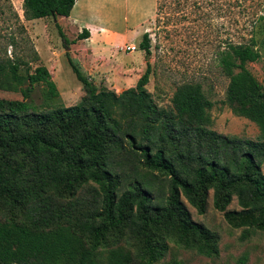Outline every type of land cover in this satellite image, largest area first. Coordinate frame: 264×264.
I'll use <instances>...</instances> for the list:
<instances>
[{
  "label": "trees",
  "instance_id": "1",
  "mask_svg": "<svg viewBox=\"0 0 264 264\" xmlns=\"http://www.w3.org/2000/svg\"><path fill=\"white\" fill-rule=\"evenodd\" d=\"M75 1L23 0L22 15L55 21ZM165 1L157 0L158 13L181 5ZM5 7L0 3L1 15ZM7 10L0 39L14 50L0 56V73L7 70L20 98H0V264H158L170 245L216 259L219 235L194 222L185 205L204 215L210 195L241 239L264 233V86L246 69L261 58L253 35L217 52L228 79L224 103L259 129L249 140L212 129L213 102L199 83L178 85L171 106L159 107L145 88L149 64L134 87L116 93L66 53L84 96L70 107L32 106L36 85L50 103L60 94L46 66L32 68L35 49L15 53L11 17L21 36L26 29L9 2ZM55 25L66 49L88 37L84 31L69 41ZM150 48L144 33L139 49L150 55ZM234 200L239 210L228 209ZM164 264L185 263L173 257ZM237 264H247V255Z\"/></svg>",
  "mask_w": 264,
  "mask_h": 264
},
{
  "label": "rangeland",
  "instance_id": "2",
  "mask_svg": "<svg viewBox=\"0 0 264 264\" xmlns=\"http://www.w3.org/2000/svg\"><path fill=\"white\" fill-rule=\"evenodd\" d=\"M22 1L8 0L26 29V34H22L23 37L25 36V40H23L11 17L9 22L17 38L15 53L21 56L29 48L35 49L37 53L39 50V62L33 63L32 68L38 64L50 65L53 62H58L57 69L53 73L55 77V81H53L59 86L60 94L59 99L50 103L42 85H36L28 102L39 109L45 108L47 104L55 103L65 107L76 105L84 96V92L80 82L67 64L65 55L58 58L63 54L66 46L58 34L57 27L53 23L54 20L45 18L25 21L22 15ZM148 1L141 0V3ZM169 1L165 2L170 4ZM179 1L181 5L174 12L170 7L166 13H158L156 4L153 17L145 22V33H149L151 39L150 55L144 52L142 54L137 44L140 40V36H138L135 42L137 50L128 56L126 53H122L123 55L119 53L118 58H122L130 65L133 63L135 70L142 60L145 62L142 71L137 73L138 79L145 71L146 65L149 64L151 73L149 83L145 88L159 107L169 108L171 106V98L178 85L185 82L199 83L213 102V107L210 110L213 120L212 129L225 136L256 140L259 136L258 127L250 120L235 114L224 103L228 79L217 68V52L229 41L243 43L253 35L261 58L257 62L248 63L246 69L264 86V20L257 22L258 17L264 16V0ZM8 2H0L6 4L5 14H0V36L6 34L2 30L6 27L5 19L10 18L7 10ZM253 26L255 27L253 28ZM13 50L8 47L6 39H0V56H11ZM6 72L7 70H4V74L0 73V98H20L18 85L12 82L10 84L11 79H9V75L5 74ZM25 76L26 74L22 72V80H25ZM138 79L134 75L132 82ZM135 84L134 82L133 87ZM26 85L23 82V87ZM97 85L105 86L109 90L113 88L106 81ZM262 172L264 173V165ZM185 205L194 222L203 224L219 235V256L216 259H210L170 245L169 253L158 264H164L173 257L185 264H237L238 259L243 255H247V264H264V233L257 232L249 239H241L242 230L233 229L227 225L223 213L212 207L211 195L204 215H199L186 202ZM228 209L239 210L235 200Z\"/></svg>",
  "mask_w": 264,
  "mask_h": 264
},
{
  "label": "crops",
  "instance_id": "3",
  "mask_svg": "<svg viewBox=\"0 0 264 264\" xmlns=\"http://www.w3.org/2000/svg\"><path fill=\"white\" fill-rule=\"evenodd\" d=\"M155 7L156 0L144 3L141 0H76L70 15L58 16L53 23L60 26L70 41L84 31L88 37L71 43L58 58L68 53L84 75L96 84L106 81L116 93L133 87L137 81L132 82V78L136 75L138 79L137 73L142 71L145 62L142 60L135 70L133 63L124 62L118 54L125 53L121 48L126 44L136 46L138 36L139 45L145 33L144 24L153 17ZM57 65L58 62H53L46 66L54 81ZM56 87L59 89L57 83Z\"/></svg>",
  "mask_w": 264,
  "mask_h": 264
},
{
  "label": "built area",
  "instance_id": "4",
  "mask_svg": "<svg viewBox=\"0 0 264 264\" xmlns=\"http://www.w3.org/2000/svg\"><path fill=\"white\" fill-rule=\"evenodd\" d=\"M122 51L128 54L134 53L137 50V46L134 45H124L122 48Z\"/></svg>",
  "mask_w": 264,
  "mask_h": 264
}]
</instances>
